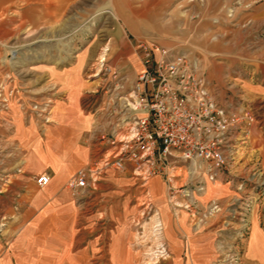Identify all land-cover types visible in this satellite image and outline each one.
<instances>
[{
  "label": "rangeland",
  "instance_id": "374dc122",
  "mask_svg": "<svg viewBox=\"0 0 264 264\" xmlns=\"http://www.w3.org/2000/svg\"><path fill=\"white\" fill-rule=\"evenodd\" d=\"M202 1L0 0V95L8 99L6 106L0 108V196L5 192L2 185L12 173L7 160L17 157L11 155L13 147L8 139L12 103L17 105L21 121L33 125L42 137L56 109L55 100L64 97L52 82V73L76 69L84 85L81 90L69 91L67 98L73 107L59 113L82 114L95 120L93 129L83 132L78 142L82 146L94 145L93 153L99 157L103 148L99 137L118 124L120 96L133 99L131 85L139 70L140 43L158 50L175 47L200 62L196 56L200 42L189 32H200L198 8ZM213 2V23L219 22L222 34L214 36L210 44L228 49L231 57H213L207 78L208 63L202 67L207 89L227 113L253 116L249 133L243 140L237 138L231 168L214 183L206 184L190 205L166 191L168 187L173 190L184 186L186 177L182 170L170 169L168 180L162 178L164 206L174 223V239L181 243L180 249L167 253L168 256L161 250H150L158 241L160 230L152 205L144 197V183L150 178L144 170L130 171L134 187L144 197L141 201L135 196L130 199V212L120 213L123 210L115 203L106 215L93 183L77 200L84 217L78 225L77 243L84 245L94 238L98 241L84 264H108V253L114 262L115 251L108 252L112 239L129 248L116 252L123 264H164L162 259L166 257L171 264H176V259L179 264H186L187 240L181 233V220L190 238L198 243L192 257H206L207 264H249L244 254L250 218L264 229V0ZM220 73L222 81L216 83ZM127 131L118 130L113 139L131 134L130 128ZM103 161L98 162V167ZM152 186L160 189L156 182ZM131 189L125 190V195ZM4 221L1 218L0 223Z\"/></svg>",
  "mask_w": 264,
  "mask_h": 264
},
{
  "label": "crops",
  "instance_id": "0c3cea01",
  "mask_svg": "<svg viewBox=\"0 0 264 264\" xmlns=\"http://www.w3.org/2000/svg\"><path fill=\"white\" fill-rule=\"evenodd\" d=\"M211 1L203 0L200 3V8H198L200 11L198 22L200 32L198 34L189 32V35H193L192 38H197V41L200 42L199 52L196 56L200 59L201 66L205 67V64L208 63L205 67L206 78L213 57L225 59L231 57L228 49H219L217 45L210 44L211 41H214V36L222 34L218 30L219 22L213 23L216 2ZM260 7L262 9L261 5ZM227 26L225 25V28H228ZM227 42L229 41H225L226 45ZM167 49L179 51L175 47ZM79 75L80 73L76 69L52 73V82L57 85L59 92L64 97L55 100L56 109L49 124L45 127L42 137L36 132L33 125L21 121L22 116L18 114L16 104L12 103L10 106L12 131L8 139L13 147L11 155L13 157L19 156V159L15 157V159L7 160L10 161L9 167L12 173L11 178L2 185L5 192L0 196V199H3V201L0 200V222L1 218L5 220L0 223L3 225L0 229V264L85 263L87 257L98 246V241L94 238L87 240L84 245L77 243L80 239L78 225L83 223L84 217L76 199L71 197L66 184L79 169L92 165L94 170L89 176L95 184L96 198H99L102 203L101 208L106 215L115 207L113 206L115 203L123 210L120 213L130 212L132 211L129 207L130 199H133L134 196L138 197L137 199L143 197L140 191L134 187L135 179L131 177L130 166H126L121 171H115L111 168L102 170L101 166L98 167L99 161L105 160L114 152L112 147L102 142L103 148L99 150V157H95L94 145L90 147L87 143L86 146H82L78 142V138L83 132L89 130L90 127L93 129L95 120L93 121L89 116L82 114L80 116L66 115L64 112L59 113L65 108L73 107L67 96L70 90L82 89L84 84ZM218 75L219 80L216 83L222 81L220 79L221 73ZM250 92H252L251 88ZM261 92L264 94V88ZM13 160L18 161L13 163ZM39 174H45L49 178L44 187H38L34 182V178ZM154 182L160 185L158 191L153 189L152 184ZM162 185V177L152 176L148 178L144 183V197L152 205L154 217L160 230L159 239L150 247V250H161L165 256H168L167 253L179 250L181 243L173 236L174 223L164 206L165 193ZM94 188L93 190H95ZM129 188H132L130 193L125 195V190ZM179 218L182 219V217ZM181 222L182 226L184 225L181 228L185 230V223L182 220ZM178 228L181 231L179 223ZM248 229L245 259L249 264H264V229L258 226L255 218H250ZM184 230V233L182 231L181 233L183 239L187 240L185 263L207 264L208 259L206 257H192L193 251L198 248L196 246L198 243L190 238L188 230ZM78 245H80L79 248H77ZM109 249L115 251L116 259L112 262L108 253V264H123L116 252L118 250L125 251L129 248L116 239H112L108 243V252ZM162 263L171 264L172 261L166 257L162 259ZM174 263L179 264L180 262L176 259Z\"/></svg>",
  "mask_w": 264,
  "mask_h": 264
},
{
  "label": "built area",
  "instance_id": "2783aa9c",
  "mask_svg": "<svg viewBox=\"0 0 264 264\" xmlns=\"http://www.w3.org/2000/svg\"><path fill=\"white\" fill-rule=\"evenodd\" d=\"M137 49L139 70L131 85L133 99L120 96L118 124L99 137L114 150L101 169L121 171L130 166L133 171L144 170L148 177L160 176L165 181L170 169L182 170L184 186L166 191L190 205L206 184L214 183L231 168L237 138L247 136L253 116L229 114L213 99L196 58L172 49H152L146 43ZM118 89L124 91L122 84ZM7 100L0 98V108ZM128 128L130 139H113L118 130L126 132ZM91 172L92 165L79 169L67 182L76 201L94 183ZM48 181L45 174L34 178L38 187Z\"/></svg>",
  "mask_w": 264,
  "mask_h": 264
},
{
  "label": "bare ground",
  "instance_id": "6f19581e",
  "mask_svg": "<svg viewBox=\"0 0 264 264\" xmlns=\"http://www.w3.org/2000/svg\"><path fill=\"white\" fill-rule=\"evenodd\" d=\"M130 137H131V134H129L128 136H124L123 138H120V140L122 141V140H127V139H130ZM119 139V138H118Z\"/></svg>",
  "mask_w": 264,
  "mask_h": 264
}]
</instances>
